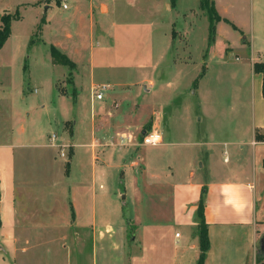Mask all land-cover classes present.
Instances as JSON below:
<instances>
[{"label": "crops", "instance_id": "crops-1", "mask_svg": "<svg viewBox=\"0 0 264 264\" xmlns=\"http://www.w3.org/2000/svg\"><path fill=\"white\" fill-rule=\"evenodd\" d=\"M142 1L74 0V9L67 13L70 7L64 8L63 2L57 4L55 0H0V10H9L8 13L27 6L20 17L13 19L11 34L0 54L11 47L15 28L24 15L36 9L39 16L36 27L46 37L47 45L62 48L60 35L63 33V37L68 38L72 30L70 26L82 33L80 39L82 45L88 48L87 68L92 82L99 76L105 81L128 78L132 72L141 75L146 72L152 87L155 85L153 75L158 62L154 46L155 24L150 19H121L120 15L128 14L127 8L131 7V3ZM182 1L189 0H165L164 3L169 8L172 2H176L177 7ZM199 3L200 0H191V6L183 12H192ZM214 4L221 19L215 24L212 41L209 38L211 43L207 37L204 39L208 50L201 56L203 69L197 73L195 80L203 79L208 72V67H204L208 63V52H214L216 56L218 53L220 59L233 49V41L225 34L239 35L237 43L249 60L247 68L243 69L252 74L254 97L246 122L233 108L235 116L232 122H228L225 109L202 104V99H199L201 105L196 115L191 116L189 124L191 143L184 142L191 144V148L187 150L182 177L174 180L177 169L172 165L166 172L148 163L146 157L131 159L132 148L138 145L129 130L132 125L122 127L115 123L111 126L108 121L101 120L106 119L109 112V89L105 90L102 99L95 98L93 94L87 104L83 102L85 109L77 103L70 110L62 105L55 107L50 123L59 127L60 131L56 133L59 140L70 143L72 147L67 165L71 167L75 161L76 167L81 166V148L87 147L86 150L91 153L89 176L85 174V180L79 179L70 192L75 224L85 231L82 234L86 233L89 237L93 264H199L200 219L197 211L203 187H206L204 217L210 242L203 264H257L258 242L264 234V141L256 139V132L264 130V96L262 75L254 72L253 65L264 61V0H214ZM139 6L135 5V10L130 12L137 15L141 12L153 13L154 7L143 9ZM2 25L0 21V29ZM171 45L173 47L172 40ZM47 63L59 65L52 62V54ZM1 70L9 74L13 71L11 67ZM97 72H101L100 75ZM9 74L5 80H10ZM3 94L14 96L11 90ZM63 99L64 96L59 98L62 104ZM19 115V111H12V125H9L12 136L8 140H0V264H14L11 257L16 251L18 167L31 153L28 151L31 146L23 141L26 121ZM26 115L31 119L30 112ZM187 118L190 119L189 113ZM66 121H72L69 129L62 128ZM153 126L162 133L163 143L160 146H166L158 117ZM228 130L233 131L234 138H230ZM0 134L7 136L2 128ZM34 147L36 151L33 154L41 151L42 146ZM109 162L115 165L111 166ZM104 166L113 167L118 173L120 189H116L114 196L117 195L125 204L129 201V194L133 204L143 202L142 208L147 210L150 221H144L139 213L111 219L108 214L97 215L96 196L100 194L101 180L107 173ZM71 174L72 167L66 177ZM109 175L112 176L111 170ZM81 176L83 178L84 174ZM91 194L93 201L91 199V206L86 207ZM90 209L91 214L85 212H90ZM129 223L138 226V233L130 239L132 245L128 238ZM177 232L180 233L178 237Z\"/></svg>", "mask_w": 264, "mask_h": 264}, {"label": "rangeland", "instance_id": "rangeland-1", "mask_svg": "<svg viewBox=\"0 0 264 264\" xmlns=\"http://www.w3.org/2000/svg\"><path fill=\"white\" fill-rule=\"evenodd\" d=\"M164 1L143 0L136 4L133 2L131 7L127 8L130 12L135 10V5H141L143 9L154 7L152 14L145 12L138 15L133 12L120 14L121 19H150L155 24L154 46L158 62L153 75L155 85L152 87L147 80L146 72L145 74L142 72L144 75L132 72L128 74V78H111L112 80L105 81L99 76L92 82L91 73L87 68L88 48L82 45L80 39L82 33L70 26L72 30L68 33V38H64L63 33L60 35L62 48L53 44L47 45L46 37L36 27V21L39 19L36 9L24 15L21 23L15 28L11 47L0 54V128L5 129L7 133V136L0 134V140L11 138L10 118L12 111L16 110L19 111L21 119L26 121L23 141L31 146L28 149L30 155L26 153L27 159L25 157L26 160L18 167L16 251L12 252L11 257L14 264H93L89 237L86 233L82 234L85 231L75 224L70 192V188L91 171V153L86 150L87 147L81 148L79 151L81 166L76 167L74 161L71 166L72 174L66 177L71 168L67 165L69 155L68 158L61 157L59 148L50 141V136L60 131L56 124L50 123V118L56 111L55 107L59 108L62 105L66 110H70L77 103L85 109L88 98L94 94V88L101 83H109L110 91L107 93L109 112L106 119H100L108 121L111 126L115 123L122 127L131 124L129 130L138 143L136 148H132L131 159H137L138 156L146 157L149 159L148 163L156 168L165 169L166 172L168 166L172 165L177 169L174 171V180L182 177L185 170L187 150L191 148V144L184 142L191 143L189 124L191 116L196 115L201 105L200 98L202 104L225 109L228 122H232L235 116L232 108L239 112L238 116L242 121L249 120L248 112L254 97L252 84L254 81L252 74L243 69L247 68L246 62L249 60L237 43L239 35L225 34L233 41V49L220 59L218 53L216 56L214 52H208L206 57L208 63L204 65L208 67V72L203 79L195 80L197 73L203 69V64H200L201 56L208 50L204 39L207 37L209 42L211 38L213 20L208 11L200 5L192 12L191 10L183 12L187 6H191V0L182 1L179 7H175L176 2H172L169 8ZM55 2L61 4L65 0ZM66 4L70 7L67 13L75 7L74 0H66ZM25 7L27 6L19 7L18 10L13 9L10 13L9 10H0V21L2 22V17L6 14L13 19L20 17ZM105 10L103 7L102 11ZM117 17H120L119 14ZM52 48L68 57L71 65H49L47 62L52 54ZM4 67H11L12 73L3 72L1 69ZM8 74L10 80H5ZM10 90L14 96L2 95ZM149 90L152 92H147ZM63 96L62 104L59 98ZM83 102L86 104L83 105ZM27 112L31 113V119L26 115ZM188 113L190 119L187 118ZM157 117L167 145H142L143 135L153 129ZM71 122H64L62 128L69 129ZM228 135L230 138L235 136L232 130H228ZM177 141L182 142L170 143ZM34 146H42V152L38 150L33 154L36 151ZM104 168L107 173L101 180L103 186L99 189L100 194L96 196L97 215L102 217L108 214L111 219L115 216L122 217L124 214L132 217L139 213L144 221H150L147 210L142 208L143 202L133 204L129 194V201L125 204L116 197L117 195L114 196L116 189H120L118 173L116 174L113 167ZM110 170L112 176L109 175ZM88 198L90 202H87L86 207L91 206L92 194L88 195ZM115 198L117 201H113ZM85 212L91 214L92 211L90 209V212ZM137 228L134 223L128 224L131 245L130 239L138 233ZM82 235L83 239H80Z\"/></svg>", "mask_w": 264, "mask_h": 264}, {"label": "trees", "instance_id": "trees-1", "mask_svg": "<svg viewBox=\"0 0 264 264\" xmlns=\"http://www.w3.org/2000/svg\"><path fill=\"white\" fill-rule=\"evenodd\" d=\"M200 7L206 9L210 15V18L213 20L211 24V41L215 34V24L221 18L218 15L214 0H200ZM9 14L3 15L2 17V28L0 29V49L4 46L5 42L9 38L11 34V23L13 17H9ZM17 18V17H16ZM15 19V18H14ZM52 62L54 64H64L71 65V61L64 54H61L56 48H52ZM253 69L255 73L262 75V94L264 96V61L255 62L253 65ZM147 133V132H146ZM256 139L258 141H264V130H257ZM205 193L206 187H203L202 196L198 205V217L200 219L198 225V234H199V246H200V257L199 264H203L205 255L210 247L209 237H208V227L204 217V209H205ZM257 264H264V250L259 249L257 252Z\"/></svg>", "mask_w": 264, "mask_h": 264}, {"label": "built area", "instance_id": "built-area-1", "mask_svg": "<svg viewBox=\"0 0 264 264\" xmlns=\"http://www.w3.org/2000/svg\"><path fill=\"white\" fill-rule=\"evenodd\" d=\"M66 0L63 3V7L67 8ZM108 89L107 84H99L94 88V96L97 99H102L104 96L105 90ZM50 141L52 145L59 148L60 156L63 158H68L69 149L71 148V144L59 140V137L56 133H53L50 136ZM163 143V136L162 133L157 129L154 128L150 130L149 132L145 133L142 137V145H149V146H158ZM180 235L179 232L176 233V236L178 237Z\"/></svg>", "mask_w": 264, "mask_h": 264}, {"label": "water", "instance_id": "water-1", "mask_svg": "<svg viewBox=\"0 0 264 264\" xmlns=\"http://www.w3.org/2000/svg\"><path fill=\"white\" fill-rule=\"evenodd\" d=\"M0 18H1V14H0ZM258 247L259 249L264 250V234L259 239Z\"/></svg>", "mask_w": 264, "mask_h": 264}]
</instances>
